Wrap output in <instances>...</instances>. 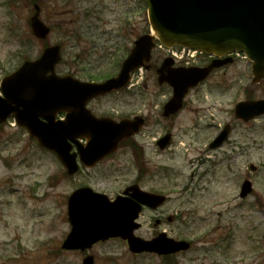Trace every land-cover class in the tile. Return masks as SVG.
Masks as SVG:
<instances>
[{
  "label": "rangeland",
  "instance_id": "rangeland-1",
  "mask_svg": "<svg viewBox=\"0 0 264 264\" xmlns=\"http://www.w3.org/2000/svg\"><path fill=\"white\" fill-rule=\"evenodd\" d=\"M35 3L40 21L50 29L44 40L30 29ZM148 31L143 0H0V82L54 45L61 47L57 75L103 81L117 74L133 42ZM156 52L157 64L165 54ZM250 81V64L241 59L224 77L193 90L175 119L145 128L134 138L137 151L124 147L84 175L96 187L107 174L103 182L109 192L127 185L139 169L148 171L147 187L158 188V175H164L163 187L171 197L164 213L180 219L161 228L174 239L193 243L192 250L172 259L133 255L118 239L86 252L61 250L70 232L66 197L78 187V177L66 179L56 157L14 121L0 125V264H81L88 255L94 264H264V116L249 123L234 116L238 102L264 99V80L255 88ZM134 89L145 90L141 97L150 101L158 98L155 90L169 92L168 86L157 84L155 74L142 70L132 77L129 90ZM127 99H106L101 108L115 102L118 111L135 109L138 99ZM225 123L231 128L228 157L225 150L207 145ZM166 134L171 145L161 151L154 139ZM244 181L251 182L252 193L242 200ZM150 222L143 218L136 235L147 239L161 230Z\"/></svg>",
  "mask_w": 264,
  "mask_h": 264
},
{
  "label": "water",
  "instance_id": "water-1",
  "mask_svg": "<svg viewBox=\"0 0 264 264\" xmlns=\"http://www.w3.org/2000/svg\"><path fill=\"white\" fill-rule=\"evenodd\" d=\"M144 1L154 35L142 36L134 43L115 78L97 84L80 82L70 76H57L55 66L60 61V47L53 46L45 49L39 59L25 62L13 74L3 78L0 84V124L13 115L18 125L24 127L41 148L57 156L69 176L75 174L78 168L76 154L70 153L72 146L69 140L74 142L78 137L88 140L81 155L82 162L89 166L115 152L124 137L137 133L142 126L141 120L110 124L106 133L103 122L88 118L84 107L94 97L124 88L131 72L150 60L154 38L166 47L183 46L208 55L243 52L252 62L254 84L264 78V0ZM30 27L36 38L46 39L49 30L39 20L37 7ZM167 65L168 61L158 70L159 84L166 82L173 89V96L165 106L166 117L176 114L188 90L202 82L212 68L218 66L212 64L204 70H180L166 75ZM63 111L66 112V120L56 121V115ZM262 114L264 100L239 103L235 107L236 117L244 121ZM40 118L46 122H41ZM227 133L228 129L224 130L220 138L224 139ZM169 140L167 135L158 146L165 148ZM250 190V184L245 183L241 197ZM140 198L143 204L153 206L164 200L146 194ZM139 211L140 206L130 200L118 199L108 203L89 189L79 190L69 200L71 232L62 249L83 251L111 238L127 240L133 253L170 254L189 248L185 242L162 237L151 242L136 238L133 231L138 225L134 221ZM82 264H94L93 258H85Z\"/></svg>",
  "mask_w": 264,
  "mask_h": 264
},
{
  "label": "flooded vegetation",
  "instance_id": "flooded-vegetation-1",
  "mask_svg": "<svg viewBox=\"0 0 264 264\" xmlns=\"http://www.w3.org/2000/svg\"><path fill=\"white\" fill-rule=\"evenodd\" d=\"M156 53H157L156 50H154L152 52V65L148 69H142V73H152V74H155V76L157 78V69L161 66L163 60L162 59L159 60V62L156 64L154 62V56ZM241 59H242L241 57L236 56V55H233L231 57H227V56L215 57V56H208L205 54L196 53V54L188 57V59H186L185 61H182V62H176V61L172 60V63L170 64L169 69L174 70V69H178V68H205V67L209 66L210 64H212L214 61H218L220 63V67L212 70V72L209 74L208 78L206 79V81H209L212 78L224 77V75L227 74L230 69L235 68L239 64ZM134 74L132 75V77L134 76ZM206 81H205V83H206ZM202 85L203 84H201L200 87ZM145 92L146 91L143 89L142 90L134 89V91L129 90V88L128 89H122V90H119L116 92H111L110 94H107L105 96L94 98V99L87 102L86 109L90 112L91 116H93V118L96 120H102V121L107 120V122L110 121V122H113L115 124H118V123H121L124 121H136L137 122L140 119V120H142V127L140 128V131L136 135L123 140L120 143L119 149L116 153L111 154L108 157L104 158L101 162L94 165V167H92V168H87L80 162L81 154L79 153L78 154V160H79L78 163H79L80 168H79V171L77 174L78 182H79L78 188L89 187L95 193L105 195L109 200H114L115 198L120 197V196L130 197V195H133L131 191L126 196H123V195H124V192L127 188L133 187V186H137L140 189H142L143 191H146L147 193H151V194L158 195V196H164V197H166V201L162 206H160L159 208L154 209V210L150 209L149 207H143L141 210V213H140V217H142V218L145 216L148 217L149 222H150V219L152 220L153 228H156V227L161 228L165 223H173L175 221H178L176 213H175V215H169V214L164 213L165 207L171 201V197H169V195L165 194V190L163 187L162 182L164 181V177H165L164 175H158V177H159V180L157 183L158 188L152 187V186L147 187L145 185V183H146L145 179L148 176V171L139 169L138 174L127 185L123 186L121 189H118V191H116V192L115 191L109 192L108 190H111V187H106L104 185L103 178L107 174H105L102 177L100 182L97 183L96 187H93V185H91L90 183H88L84 179V175L87 172H93V170H95V168H98L99 166H101L106 160H109L110 158L116 156L119 153V151L122 150L124 147L129 146L131 149H134L135 151H137L138 146H137V143L134 140V138L137 137L148 126L154 127L156 125H160L162 123V121H164L165 119H170V118L175 119L181 112H183L185 110L187 102H188L187 100L191 96V93L193 92V90H191L188 93V95L184 98L182 110L180 112H178V114H176L175 116H172L169 118H165V116H164V107H165L166 102L171 97L172 91L169 90V92L165 95L164 94L160 95L161 92L159 90L153 91L154 93L158 94V98L154 101H150V99L144 100L141 96ZM123 96H126L128 98L127 100H129V101H131V98H133V97H136V99H138V100H135V105H136L135 109L132 108L130 110L118 111L115 109L116 108L115 102H112V105L111 106L108 105L105 109L101 108L102 101H104L106 99H110V98L123 97ZM248 100H251V99H248ZM61 117L64 118L65 114H62ZM225 127H229V125L227 123L222 124V125H218L215 133L209 138L207 145H208L209 150H225L227 157H228L227 147L229 145V143H228L229 142V136L227 139L220 140V141L218 140L222 129ZM150 134H151V132H150ZM160 138H162V137H160ZM160 138L154 139L155 144H157V141ZM77 142H78L81 149L84 148L85 144L87 143V141L83 137L78 138ZM213 142H215V147L211 148L210 145ZM156 173L161 174V172H156ZM111 177L112 176L109 175L107 177V179H110ZM104 180H105V178H104ZM108 186H109V184H108ZM128 197H126V198H128ZM152 222H150V224H152ZM163 232H166V231L162 228H161V230H158V231L153 230L149 236L150 238L148 237V239H152L156 235H158L159 233H163Z\"/></svg>",
  "mask_w": 264,
  "mask_h": 264
}]
</instances>
